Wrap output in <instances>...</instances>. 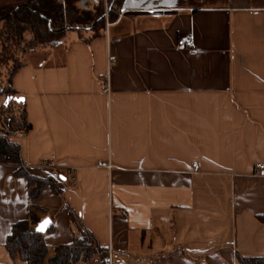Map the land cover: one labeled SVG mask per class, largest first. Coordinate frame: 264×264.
<instances>
[{
    "label": "crops",
    "instance_id": "0c3cea01",
    "mask_svg": "<svg viewBox=\"0 0 264 264\" xmlns=\"http://www.w3.org/2000/svg\"><path fill=\"white\" fill-rule=\"evenodd\" d=\"M187 33L194 56L176 44ZM11 84L31 126L10 138L23 164L64 175L62 197L47 188L37 202L48 247L71 241L69 206L111 264L264 257V8L128 10L88 44L74 34L25 55ZM15 169L0 164V264H26L4 247L27 215Z\"/></svg>",
    "mask_w": 264,
    "mask_h": 264
},
{
    "label": "trees",
    "instance_id": "16d2710c",
    "mask_svg": "<svg viewBox=\"0 0 264 264\" xmlns=\"http://www.w3.org/2000/svg\"><path fill=\"white\" fill-rule=\"evenodd\" d=\"M20 0L0 4V96L11 98L0 107V164L13 165L14 178L27 182V215L14 222L5 238L4 247L11 260L26 264H105L108 250L101 247L75 212L68 206V220L72 239L69 243L48 247L36 226L47 217L48 211L38 205L41 193L49 188L62 197L54 176L38 177L23 164L21 146L10 138L27 133L31 126L26 120L23 98L12 87L11 81L23 66V57L29 53L60 45L67 33L75 32L78 40L90 43L105 36L106 24L115 22L128 10H159L190 8H228L231 0ZM254 8H264V0H251ZM264 225V215L257 216ZM51 224L46 233L52 231ZM236 264H264V257L236 256Z\"/></svg>",
    "mask_w": 264,
    "mask_h": 264
},
{
    "label": "built area",
    "instance_id": "2783aa9c",
    "mask_svg": "<svg viewBox=\"0 0 264 264\" xmlns=\"http://www.w3.org/2000/svg\"><path fill=\"white\" fill-rule=\"evenodd\" d=\"M108 26H109V24L107 23L106 27H108ZM176 44H177V47L186 49L190 56L196 55V50L194 48V38H193V35L191 33L184 34L181 38H179L177 40ZM97 166L108 169V170L111 169V165H109L108 163H104V162H99L97 164ZM36 167L39 169L56 170V166L47 160L40 161L39 163L36 164ZM258 167H259V169H263V165H259ZM192 169L195 171H198V169H199L198 164L197 163L192 164ZM72 181H73V178H72ZM105 264H111V253H110V251H108V255H107Z\"/></svg>",
    "mask_w": 264,
    "mask_h": 264
},
{
    "label": "water",
    "instance_id": "95a60500",
    "mask_svg": "<svg viewBox=\"0 0 264 264\" xmlns=\"http://www.w3.org/2000/svg\"><path fill=\"white\" fill-rule=\"evenodd\" d=\"M9 100H10V99L7 100V103L9 102ZM12 100L15 101V102H17V103H19V102H23V101H24L23 98H12ZM45 222H47V223H45ZM50 225H51V220H50L48 217H46V218H44L41 222L38 223V225L36 226L35 231H36L37 233H42V234H44V233L47 232V230H48V228L50 227ZM41 228H43L42 231L40 230Z\"/></svg>",
    "mask_w": 264,
    "mask_h": 264
},
{
    "label": "rangeland",
    "instance_id": "374dc122",
    "mask_svg": "<svg viewBox=\"0 0 264 264\" xmlns=\"http://www.w3.org/2000/svg\"><path fill=\"white\" fill-rule=\"evenodd\" d=\"M92 1H94V0H91V1H89L88 3L90 4ZM74 34H76L75 32H69V33H67V36H66V38L69 36V35H74ZM65 38V39H66ZM39 51V50H38ZM13 166V165H12ZM14 167V166H13ZM57 170V169H56ZM49 249H51V248H49Z\"/></svg>",
    "mask_w": 264,
    "mask_h": 264
},
{
    "label": "snow or ice",
    "instance_id": "6c2138e0",
    "mask_svg": "<svg viewBox=\"0 0 264 264\" xmlns=\"http://www.w3.org/2000/svg\"><path fill=\"white\" fill-rule=\"evenodd\" d=\"M45 223H47V222H45ZM40 230L42 231V230H43V228H41Z\"/></svg>",
    "mask_w": 264,
    "mask_h": 264
}]
</instances>
